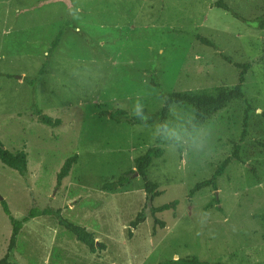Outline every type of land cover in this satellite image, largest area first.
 <instances>
[{
  "label": "rangeland",
  "instance_id": "rangeland-1",
  "mask_svg": "<svg viewBox=\"0 0 264 264\" xmlns=\"http://www.w3.org/2000/svg\"><path fill=\"white\" fill-rule=\"evenodd\" d=\"M216 1L0 0V140L27 153L23 174L0 161V197L22 221L8 261L159 264L197 255L264 264V222L254 216L264 213V28L247 25ZM223 1L247 18L264 17V0ZM223 55L251 62L243 89L253 110L240 159L218 176L217 188L208 181L189 194L239 141L243 100L227 103L205 123L192 122L195 107L186 102L169 107L163 127L116 122L108 113L155 112L168 93L233 88L238 68ZM43 114L61 123L48 125ZM155 144L163 154L152 158L147 173L161 192L147 201L142 178L133 175L134 158ZM74 153L77 161L57 184L60 166ZM122 172L129 175L125 186L101 189ZM2 200L0 258L12 232ZM32 207L61 208V216L93 231L102 248H89L53 213L25 219ZM139 211L141 222L130 234Z\"/></svg>",
  "mask_w": 264,
  "mask_h": 264
},
{
  "label": "trees",
  "instance_id": "trees-1",
  "mask_svg": "<svg viewBox=\"0 0 264 264\" xmlns=\"http://www.w3.org/2000/svg\"><path fill=\"white\" fill-rule=\"evenodd\" d=\"M215 5L219 8H222L230 12L232 16L241 19L247 25L264 28V17L257 16L252 19L247 18L241 15L239 12L232 9V7H230L223 0L216 1ZM62 32L63 30L61 29L51 41L52 48L58 44L62 36ZM196 38L206 45L215 46L210 39L200 34H196ZM223 57L225 60L233 63L238 68L237 83L233 88L220 89L215 95H197L192 93H180V94L176 93L174 95H171L168 93L164 95V102L161 108L156 110L155 112H149L146 107H142L134 115H130L127 113L126 110L119 108H116L108 113L109 118L113 119L116 122L122 120L131 124L146 125L158 121L163 127L164 121L167 118L169 107L174 103L186 102L193 105L195 107V115L193 117L192 122L201 123L206 116L216 113L218 110L223 108L227 103H231L233 100H239V99L243 100L245 104L243 108V116H242L243 128L241 131V135L239 137V141L233 142L232 151L217 165V167L214 169L211 175V178L197 181L192 186L189 194H192L195 191L201 189L204 185L207 184L208 181L211 182L213 188H217L216 180L218 176L224 172L226 166L230 163L231 160H233L234 158L238 160L240 159V154H239L240 142L244 139V136L247 134L248 121L250 119L251 111L253 110V105L251 103V100L246 96L245 91L243 89L245 74L247 70L250 68L251 62L248 61L232 62L228 56L223 55ZM31 82L32 80L30 81V83ZM151 82L152 84H155L154 77H151ZM40 120L48 125H59L61 123L60 118L58 117L52 118L46 114L41 115ZM160 136L161 133L158 134L157 139ZM172 142L176 144L177 147L179 148V151H181L182 144L180 143V141L178 139H173ZM162 154H163V148L155 144L148 147L143 153H141L140 155L134 158V167L135 170L138 172V175L143 180V187L147 201L149 199L150 201H152L151 199L154 196L159 195L161 192V190L158 189V183L151 181L148 178L147 169L148 166L151 164L152 158L159 157ZM77 156H78L77 153H74L71 156H68L63 161L56 175L57 184H60L61 180L69 174L72 165L77 161ZM0 161L4 165L13 168L17 170L19 173L23 174L26 171V167H27V153L23 148L15 151L9 150L6 147H3L2 142L0 140ZM128 181H129L128 173L122 172L115 179L103 182L101 189L109 192H114L118 188L125 186L128 183ZM1 204L4 212L9 216V219L11 221L12 232L9 238L7 252L4 254L2 258H0V264H16L15 262L8 261V255L16 244L17 234L19 233L22 227V221L15 219L11 215L10 209L4 200L1 201ZM173 204L174 202H171L169 204H163L160 206H154L152 207V209L154 212L162 211L168 209L169 206ZM60 212H61V208L53 209L50 207H45V208L32 207L30 211L26 214L25 219L34 215L53 213V215L56 217L60 225L64 226L66 229L71 231L78 240L82 241L89 248H94V247L102 248L103 243L95 240V235L93 231L87 229L84 226L69 221L67 218L61 216ZM254 216L258 217L264 222V213H255ZM141 218H142L141 212L139 211L137 215L134 217V219L130 221V225H129L130 234H131V230L141 222ZM159 264H227V263H224L219 260L202 259L197 255H188V256H181V257L168 259L163 262H160Z\"/></svg>",
  "mask_w": 264,
  "mask_h": 264
},
{
  "label": "bare ground",
  "instance_id": "bare-ground-1",
  "mask_svg": "<svg viewBox=\"0 0 264 264\" xmlns=\"http://www.w3.org/2000/svg\"><path fill=\"white\" fill-rule=\"evenodd\" d=\"M218 111H219V110H218ZM207 117H208V116H206V117L202 120L201 123H205V122L207 121Z\"/></svg>",
  "mask_w": 264,
  "mask_h": 264
},
{
  "label": "water",
  "instance_id": "water-1",
  "mask_svg": "<svg viewBox=\"0 0 264 264\" xmlns=\"http://www.w3.org/2000/svg\"><path fill=\"white\" fill-rule=\"evenodd\" d=\"M133 175H138V172H137V171H134V172H133ZM216 192H217V191H216ZM216 192H215V193H216ZM0 199L2 200L1 197H0Z\"/></svg>",
  "mask_w": 264,
  "mask_h": 264
},
{
  "label": "crops",
  "instance_id": "crops-1",
  "mask_svg": "<svg viewBox=\"0 0 264 264\" xmlns=\"http://www.w3.org/2000/svg\"><path fill=\"white\" fill-rule=\"evenodd\" d=\"M227 167V166H226Z\"/></svg>",
  "mask_w": 264,
  "mask_h": 264
}]
</instances>
